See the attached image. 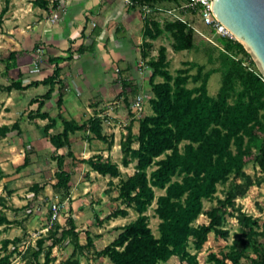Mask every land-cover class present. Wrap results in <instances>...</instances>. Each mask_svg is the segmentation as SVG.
I'll use <instances>...</instances> for the list:
<instances>
[{
	"label": "trees",
	"instance_id": "obj_1",
	"mask_svg": "<svg viewBox=\"0 0 264 264\" xmlns=\"http://www.w3.org/2000/svg\"><path fill=\"white\" fill-rule=\"evenodd\" d=\"M130 1V7L139 9L142 14L141 7L144 5L165 9L162 5L167 3L177 8L187 0ZM33 3L48 8L49 0H33ZM56 6L57 3L53 2V7ZM5 11L4 8L0 13V23ZM185 16L189 14L185 13ZM143 23L144 37L155 39L160 35L161 28L154 14L146 16ZM165 29L173 36L176 51L193 49L195 39L200 38L180 21L168 22ZM229 42L228 45L221 43L224 51L208 44L223 55L219 60L222 82L215 96H211L207 88L212 72H203V66L186 63L188 67L172 76L167 70L164 46H160L156 58L148 62L152 70L150 84L153 98L149 100L152 113L141 118L137 135L128 126L120 142L123 153L121 164L127 167L136 161L135 171L121 180L119 185L117 199L126 208L118 207L106 216L107 220L125 217L127 208H131L137 212V218L120 227L117 237L100 250L94 249L88 233L86 244L80 243L79 233L71 218L67 220L68 227L54 223L46 237L38 239L35 246H26L22 255L27 264H52L55 258L51 256V249L66 238L72 243L73 250L60 264H79V257L88 255L91 250L98 256L107 257L112 264H166L172 257L187 264H198L196 255L187 250L189 243L198 251L212 231L216 236L225 238L228 232L221 227L225 215L232 213H236L240 234L233 240L229 251H221L219 255L210 253L208 262L240 264V260L246 257L245 251L251 249L257 254V259H251L252 264H264V224L262 230L258 231V219L242 212L235 202L251 186L264 183V78L245 48L237 41ZM144 46L148 48L150 44ZM86 48L80 50L84 52ZM89 49L93 51V46H89ZM14 57L15 53L11 52L8 60ZM15 66L14 63L6 64L5 69L7 71ZM193 67H196V73L190 74ZM59 73L60 68L56 63L52 75L42 81L22 86L19 75L9 85L0 86V91H22L40 84L49 86L40 99L30 101V104L37 103L41 108L44 100L52 96ZM157 77L162 81L154 82ZM189 81L194 84L192 87L187 86ZM123 85L127 86V83ZM62 102L59 96L57 106L60 107ZM39 117L48 120L44 130L54 147L52 157L57 162V183L54 187L67 193L70 173L64 169L65 156L59 154L58 150L70 146V134L91 133L97 140L107 143L108 147L112 146V141L103 133L99 117L82 123L66 119L61 114L57 118H50L47 113H40ZM58 121L62 124V131L49 134ZM14 130H19L17 122L0 126V138ZM135 142L137 148L133 147ZM67 156L75 161L72 151L68 150ZM78 162L88 165L102 176L115 178L120 175L118 166L101 154ZM250 162L259 168L261 178L253 179L245 172L244 167ZM27 163L25 157L23 165ZM151 167L154 168L148 172ZM174 177L179 179L173 180ZM227 181L230 183L224 198H217L216 204L204 211L203 200L214 197L217 185ZM155 188L164 193L155 197ZM155 198L154 212L160 221L157 237L151 232L145 214ZM2 201L0 198V203ZM202 214L209 222L193 226V222ZM9 224L10 220L0 212V227ZM50 240L51 244L45 249L44 244ZM19 241L20 238L3 240L1 248L7 251L9 244L16 245ZM12 254L13 251H8L1 255L0 264H10ZM41 255L44 258L42 262Z\"/></svg>",
	"mask_w": 264,
	"mask_h": 264
},
{
	"label": "rangeland",
	"instance_id": "obj_2",
	"mask_svg": "<svg viewBox=\"0 0 264 264\" xmlns=\"http://www.w3.org/2000/svg\"><path fill=\"white\" fill-rule=\"evenodd\" d=\"M12 0H0V13L5 8L1 23L5 17L8 5ZM28 0H24V3ZM128 5V4H127ZM130 6V5H129ZM165 9H174V4H163ZM176 12V11H175ZM141 13V12H140ZM142 16V15H141ZM154 19L158 22L161 33L155 39L145 37V56H139L140 61L128 63L127 73H122L120 66L113 67L111 72L115 73V79L109 84L106 81L92 80L88 84V90L77 91L71 87L62 88L61 93L65 98L61 106H57L59 92L52 95L50 99L44 100V104L38 109L37 103L30 104L32 98L40 99L44 93L43 87L37 90L26 92L15 91L5 93L0 99V116L3 118L1 124L11 125L17 122L20 126L19 131H13L0 138V212L10 220L11 224L0 227V256L8 251H13L10 257V264H27L23 258L26 246H35L36 241L46 237L54 226V223L62 227H68L67 220L71 218L75 224L76 231L79 233V241L82 245L86 244V233L90 234L95 250H100L111 243L120 232L119 228L135 220L137 212L127 208L128 214L125 217H117L107 220L106 216L116 208H126L121 200L117 199L121 180L132 175L135 171L136 161L131 162L127 167L121 164L123 153L120 142L127 133V127H131L134 135L138 133V125L141 118L152 113L149 100L153 98L151 91L150 76L152 70L148 62L156 58L158 48L164 46L167 56V70L172 76H176L180 69H185L186 63H195L203 66V72H212L207 83L208 93L215 96L222 82V66L220 59L223 56L220 50L211 48L203 38L195 39V46L191 50L176 51L173 48L174 39L165 25L172 20L166 12L154 14ZM22 20V19H20ZM143 20V19H142ZM26 22V21H25ZM0 23V34L6 35L2 31ZM27 25L28 23H24ZM21 26V23L19 24ZM199 28L204 29L202 25ZM25 27V26H24ZM16 35V33H14ZM19 39V38H18ZM222 44L228 45L229 41L218 39ZM5 36H0V44H6ZM42 50L40 47L35 50ZM38 56L33 61L34 71H37L41 62ZM132 59L133 56H130ZM127 60L130 61L131 59ZM143 58V59H141ZM147 59V60H146ZM134 60V59H132ZM135 61V60H134ZM136 67V69H135ZM137 70V71H136ZM0 67V82L6 83L8 76H2ZM136 72V73H135ZM196 73L193 67L190 74ZM157 77L154 82H161ZM127 83V86L123 85ZM70 84V82L68 83ZM76 82L71 81L70 85ZM93 85L95 86L93 88ZM194 84L189 81L188 87ZM66 93V94H65ZM141 101L136 106L137 98ZM45 112L50 117L57 118L61 114L65 118H71L77 123L89 121L93 117L101 119L102 131L112 141V146L97 140L91 133L77 132L70 134V146L58 150L59 154L65 156L64 169L70 173L69 190L57 191L55 184L57 179L55 172L57 162L53 159L54 147L51 144L47 133L43 130V121H40L39 114ZM60 121L56 127L50 129V133L62 131ZM138 144H133L137 148ZM182 147V144L180 145ZM73 153V157L67 156V151ZM101 154L109 158L112 163L118 166L120 175L118 177L102 176L92 171L86 164H80L81 159ZM27 157L28 163L24 166V159ZM154 167L149 168L150 172ZM244 170L253 179L261 178L259 168L252 162L244 167ZM179 179L174 177L173 180ZM230 181L218 184L214 197L203 200V210L206 211L216 204L217 198H224ZM36 188V189H35ZM155 197L162 195L163 190L154 189ZM236 205L241 211L258 219L259 228L262 230L264 224V183L251 186L247 192L235 199ZM59 205V210L54 219L52 206ZM156 198L147 208L145 214L148 217V225L155 237L159 235L157 218L154 209ZM231 213V210H229ZM232 215H225L222 229L228 232L227 236L219 237L210 232L207 241L201 250L196 251L189 243L188 251L196 255L198 264H210L208 255L215 253L219 255L221 251H229L233 240L240 234L238 221ZM209 220L205 215H200L193 226L207 224ZM20 238L14 245L9 244L7 251L1 248L2 241ZM51 244V240L44 244L45 249ZM16 246V250L14 248ZM73 250V245L68 238L64 239L59 245L51 249V256L55 258L52 264H60L67 259ZM245 256L240 260V264H252L251 259H257V254L251 249L245 251ZM43 255L40 261H43ZM230 263V262H228ZM79 264H112L107 257L98 256L93 250L86 256L79 257ZM166 264H187L177 257H172Z\"/></svg>",
	"mask_w": 264,
	"mask_h": 264
},
{
	"label": "crops",
	"instance_id": "obj_3",
	"mask_svg": "<svg viewBox=\"0 0 264 264\" xmlns=\"http://www.w3.org/2000/svg\"><path fill=\"white\" fill-rule=\"evenodd\" d=\"M53 2L57 3L56 7H53ZM55 14L58 17L53 20ZM143 25L139 9L131 8L124 0H49L48 8L36 6L33 0L25 3L24 0H12L1 23L2 31L6 29L7 34L0 36H5L7 43L0 44V67L2 76L6 75L8 79L6 83L0 82V86L9 85L19 75L22 86L42 81L52 75L56 63L60 73L52 95L59 92L63 101L62 88L73 87L84 92L92 80L106 81L109 86L116 76L111 72L113 67L119 65L121 72L127 73L128 63L140 61L141 54L145 56L144 44L147 41ZM89 46H93V51ZM38 47L43 49L44 56L39 68L34 71L33 61L38 55L35 53ZM82 48L86 50L82 52ZM11 52L15 53V57L8 60ZM128 58L131 60L128 61ZM11 63L16 66L6 71L5 65ZM71 81L76 84L70 85ZM41 86H44V93L40 95H44L49 86L40 84L28 89L37 90ZM11 92L0 91V99ZM39 119L43 121L44 130L48 120ZM2 122L0 116V126L8 125Z\"/></svg>",
	"mask_w": 264,
	"mask_h": 264
},
{
	"label": "water",
	"instance_id": "obj_4",
	"mask_svg": "<svg viewBox=\"0 0 264 264\" xmlns=\"http://www.w3.org/2000/svg\"><path fill=\"white\" fill-rule=\"evenodd\" d=\"M211 9L249 53L264 78V0H212Z\"/></svg>",
	"mask_w": 264,
	"mask_h": 264
},
{
	"label": "built area",
	"instance_id": "obj_5",
	"mask_svg": "<svg viewBox=\"0 0 264 264\" xmlns=\"http://www.w3.org/2000/svg\"><path fill=\"white\" fill-rule=\"evenodd\" d=\"M126 4L131 5L130 0H124ZM212 0H187L182 5L174 9H163L158 7H150L144 5L141 7L142 19L150 14L166 12L172 18L171 21H180L187 24V26L195 32L198 36L205 39L209 44L216 48L223 50V46L218 39L237 41L234 35L214 16L211 9ZM176 11V12H175ZM188 13L189 16H185ZM57 15H53V20L57 19ZM202 25L204 29L199 28ZM238 42V41H237ZM38 61L41 62L42 50H38ZM41 55V56H40ZM141 98L138 97L136 106H139ZM59 210V205L52 206V214L54 219Z\"/></svg>",
	"mask_w": 264,
	"mask_h": 264
}]
</instances>
